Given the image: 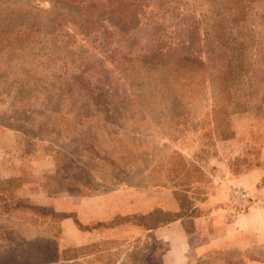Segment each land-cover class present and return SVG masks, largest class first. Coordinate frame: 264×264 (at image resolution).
<instances>
[{
  "label": "rangeland",
  "instance_id": "obj_1",
  "mask_svg": "<svg viewBox=\"0 0 264 264\" xmlns=\"http://www.w3.org/2000/svg\"><path fill=\"white\" fill-rule=\"evenodd\" d=\"M232 1L0 0V264L156 263L146 237L87 262L108 244L75 246L50 207L93 191L171 182L190 206L240 187V211L264 206V0H241L238 22ZM219 23L247 45L229 89Z\"/></svg>",
  "mask_w": 264,
  "mask_h": 264
},
{
  "label": "crops",
  "instance_id": "obj_2",
  "mask_svg": "<svg viewBox=\"0 0 264 264\" xmlns=\"http://www.w3.org/2000/svg\"><path fill=\"white\" fill-rule=\"evenodd\" d=\"M50 208L70 215L60 219L73 225V238L75 235L87 238V243L75 246L108 244L105 250L89 255L87 262L97 261L104 252H116L123 245L146 237L155 244L151 254L158 252L154 264H215L210 261L211 256L239 250L245 264H264V259L255 260L247 255L254 246L264 244V206L254 203L240 211L230 193L218 188L208 198L190 206H182L170 182V189L123 186L93 191L83 203L72 202L67 206L57 199ZM75 219L88 228H80ZM84 261L85 258L76 259L77 264Z\"/></svg>",
  "mask_w": 264,
  "mask_h": 264
},
{
  "label": "trees",
  "instance_id": "obj_3",
  "mask_svg": "<svg viewBox=\"0 0 264 264\" xmlns=\"http://www.w3.org/2000/svg\"><path fill=\"white\" fill-rule=\"evenodd\" d=\"M71 2H76V0H71ZM232 4L234 5V12L236 11V21L238 22L239 18L243 16V3L241 0H233ZM239 23H235L232 26H226L225 23H219L214 25V36L215 42L221 49V58H223V64L220 67L221 72L219 77L221 78L218 85H222L224 89H229L235 84L239 83L241 79H244V76H247L248 70L246 69V59L244 57L245 51L247 50V45L243 41L242 36L239 34L241 31H238ZM241 38V39H240ZM222 73V75H221ZM228 135H226L227 137ZM225 137V138H226ZM182 202V201H181ZM182 206H185L182 203ZM42 212L51 211L46 209V207H36ZM53 215L56 217H67L70 215L56 213L52 211ZM76 225L82 229H87V226H82L75 219ZM219 255V254H218ZM255 260H261L260 257H254ZM225 264V263H224ZM235 264H245V262L240 259Z\"/></svg>",
  "mask_w": 264,
  "mask_h": 264
},
{
  "label": "built area",
  "instance_id": "obj_4",
  "mask_svg": "<svg viewBox=\"0 0 264 264\" xmlns=\"http://www.w3.org/2000/svg\"><path fill=\"white\" fill-rule=\"evenodd\" d=\"M230 198L234 203L248 202L251 199L250 193L240 187H234L231 189Z\"/></svg>",
  "mask_w": 264,
  "mask_h": 264
}]
</instances>
